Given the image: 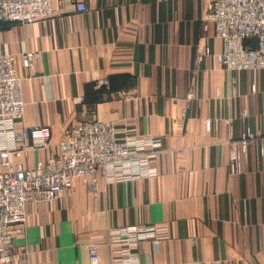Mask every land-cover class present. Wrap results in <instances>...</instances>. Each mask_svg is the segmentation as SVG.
Instances as JSON below:
<instances>
[{
    "label": "crops",
    "instance_id": "crops-1",
    "mask_svg": "<svg viewBox=\"0 0 264 264\" xmlns=\"http://www.w3.org/2000/svg\"><path fill=\"white\" fill-rule=\"evenodd\" d=\"M80 1L87 11L55 1L37 23L0 22V48L23 82L20 124L52 133L11 160L44 166L72 125L99 120L161 140L158 174L99 173L97 192L78 178L59 199L29 204L14 264H91L93 243L110 264V233L128 226L164 230L139 245L143 263L264 264V70L219 65L223 41L206 19L219 0ZM25 53L38 54L31 68ZM247 131L257 137L233 150Z\"/></svg>",
    "mask_w": 264,
    "mask_h": 264
},
{
    "label": "built area",
    "instance_id": "built-area-1",
    "mask_svg": "<svg viewBox=\"0 0 264 264\" xmlns=\"http://www.w3.org/2000/svg\"><path fill=\"white\" fill-rule=\"evenodd\" d=\"M55 1L64 0H0V22L33 24L54 14ZM78 11L87 5L73 0ZM206 19L215 25L223 41L217 56L219 65L232 70H264V0H219L212 4ZM36 53H25L22 61L31 68ZM26 102L23 82L17 70V58L0 48V261L14 264L12 247L20 233L18 226L28 219L27 206L39 201H54L62 192H71L76 180H85L92 192L98 191V175L109 182L154 178L158 174L152 164L161 140L136 137L121 132L115 124L99 120L72 125L60 142V153L46 165L25 168L14 164L11 156L21 158L27 149L46 148L52 138L44 126L26 128L20 124ZM121 134H123L121 136ZM257 137L247 131L238 141L247 148ZM234 159V157H233ZM164 230L155 227L128 226L110 234L113 248L110 264H150L141 261L139 245L149 236ZM91 264H99V244L89 247Z\"/></svg>",
    "mask_w": 264,
    "mask_h": 264
}]
</instances>
